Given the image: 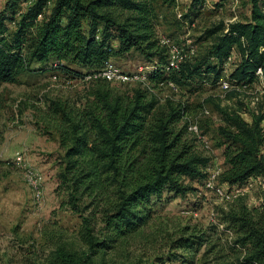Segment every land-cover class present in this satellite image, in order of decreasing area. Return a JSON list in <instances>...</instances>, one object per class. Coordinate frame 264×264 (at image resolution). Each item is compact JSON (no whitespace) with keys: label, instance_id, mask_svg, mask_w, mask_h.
I'll use <instances>...</instances> for the list:
<instances>
[{"label":"trees","instance_id":"trees-1","mask_svg":"<svg viewBox=\"0 0 264 264\" xmlns=\"http://www.w3.org/2000/svg\"><path fill=\"white\" fill-rule=\"evenodd\" d=\"M157 1L20 0L24 9L17 8L19 0H8L0 12V86L16 83L33 62L49 63L56 75L84 79L113 57L139 52L151 61L166 56L156 30ZM203 3L193 0L186 18ZM249 3L248 16L205 30L210 44L200 60L187 59L179 69L168 70L166 58L164 65L156 63L149 79L216 84L236 52L239 62L229 80L236 87L252 85L257 69L264 67V0ZM240 94L237 88L230 93ZM90 97L82 109L55 105L63 117L60 132L66 146L65 166L58 177L68 194L67 204L81 213L80 238L87 249L79 252L57 245L40 259L27 258L29 264H116L105 255L150 222L155 198L165 192L186 196L195 190L187 180H205L208 175L210 158L185 137L187 123L178 128L185 107L170 104L169 110L150 119L158 101L148 98L147 90H137L126 100L103 90ZM214 106L222 121L219 133L227 143L222 181L243 185L250 177L264 178V112L248 121L239 101L234 107L221 102ZM221 220L234 234L229 248L235 256L221 249L216 252L218 264H264V202L250 207L240 197L223 210ZM210 242L206 233L189 234L171 246L199 252ZM217 246L212 243L208 252ZM167 258L179 260L182 255L171 252Z\"/></svg>","mask_w":264,"mask_h":264},{"label":"rangeland","instance_id":"rangeland-1","mask_svg":"<svg viewBox=\"0 0 264 264\" xmlns=\"http://www.w3.org/2000/svg\"><path fill=\"white\" fill-rule=\"evenodd\" d=\"M162 1L156 2V30L160 43L167 48V55L156 56L150 61L136 52L127 57L111 58L115 65L130 73H142L141 67L148 70L155 63L164 65L171 46L176 47L180 56H186L185 60L195 62L202 58L210 44V39L204 37L207 28L250 14V0H204L202 8L197 13L193 11L189 18L186 16L193 0H172V4ZM7 2L0 0V12L6 8ZM20 6L25 9L26 5L19 0L17 8ZM164 40L170 41L164 43ZM232 57L222 75L225 80L239 62L236 52ZM49 66V63L33 62L16 83L0 86V264H29L27 258L37 256L40 259L57 245L79 252L87 249L80 238L81 213L67 204L68 194L58 177L65 166L66 146L62 145L60 132L63 117L56 113V104L77 110L85 107L91 93L98 90L108 91L113 97L122 96L124 100L130 99L137 90H147L148 98L158 101L150 119L169 110L170 104L185 107V116L199 121L210 148L189 132L185 137L197 151L210 158L209 166L220 167L223 171L227 143L219 133L222 121L214 102L233 107L241 102L242 114L249 121L256 110L264 112V95L255 108L251 105V94L241 91L239 96H231V91H223L219 82L179 85L170 80H84L56 75ZM172 82L178 87L174 88ZM262 84V79L257 78L252 87L256 90ZM206 109L210 114L205 113ZM185 116L178 128L185 125ZM262 152L264 154V147ZM25 168L41 174L40 197H36L28 185ZM258 179L256 187L241 196L250 207L264 202V178ZM186 183L195 190L186 196L165 192L162 198H155L150 222L137 234L121 241L115 251H109L105 255L107 260L116 264L140 260L156 264H192L189 259L194 258L193 264H218L216 252L221 249L233 258L235 255L229 246L234 234L221 220L223 210H227L233 201L221 199L207 189L205 180H187ZM218 183L225 187L230 185L222 181L221 176ZM202 233L209 235L213 242L203 245L199 252L171 246L181 235ZM212 243L218 246L208 252ZM171 252L181 254L182 258L169 260L167 255ZM159 257H164L165 261H159Z\"/></svg>","mask_w":264,"mask_h":264},{"label":"built area","instance_id":"built-area-1","mask_svg":"<svg viewBox=\"0 0 264 264\" xmlns=\"http://www.w3.org/2000/svg\"><path fill=\"white\" fill-rule=\"evenodd\" d=\"M52 0H49V3H51ZM170 40H164V43H169ZM192 53L194 54V49L192 50ZM233 56V55H232ZM230 57L227 64L230 63L233 57ZM186 59V56H180L178 50L176 47L171 46L169 50V57H168V64L167 69L177 70L180 67V64ZM156 63L152 64L148 70H143L145 67H141L140 70L142 73L135 74L130 73L122 68L115 65L111 60L106 61V63L97 71H95L92 74L87 75L84 80L89 79H104L106 81H121V82H128V81H146L149 80V74L153 72L156 69ZM256 76L258 79H262V86L256 88V90L253 89L252 85H245L243 87H236L229 79L225 80L221 78L219 80L220 87L223 91L228 92L233 90L234 88H237L241 91H245L249 94H251V105L256 108L257 104L260 101L261 96L264 95V67H259L256 71ZM174 88H177L178 86L175 83H171ZM206 114H210L209 110H205ZM256 113H259V110H256ZM186 123H187V131L192 134L198 142L202 143L206 148H210V142L206 138V135L203 134L201 130V126L198 120H195L193 118L186 117ZM264 122V121H263ZM264 126V123H262ZM20 155V154H19ZM21 157H19L20 159ZM208 175L205 179V186L207 189H210L213 191L217 196H219L221 199H224L226 201H234L241 196L245 195L250 190L254 189L256 187V184L258 183V178L261 177H250L247 182L243 185H229V186H222L218 183V179L220 178L223 170L220 167H212L209 166L207 168ZM25 178L32 189L33 193L36 197L41 196V182H42V176L40 173L36 172L33 169L25 168ZM213 215H216L213 212Z\"/></svg>","mask_w":264,"mask_h":264},{"label":"crops","instance_id":"crops-1","mask_svg":"<svg viewBox=\"0 0 264 264\" xmlns=\"http://www.w3.org/2000/svg\"><path fill=\"white\" fill-rule=\"evenodd\" d=\"M249 121V120H248Z\"/></svg>","mask_w":264,"mask_h":264}]
</instances>
